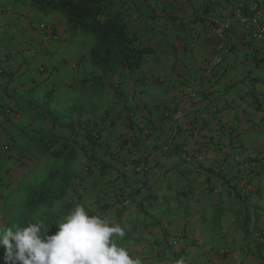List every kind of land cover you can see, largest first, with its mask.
<instances>
[{"label":"crops","instance_id":"1","mask_svg":"<svg viewBox=\"0 0 264 264\" xmlns=\"http://www.w3.org/2000/svg\"><path fill=\"white\" fill-rule=\"evenodd\" d=\"M246 1L264 6L125 0L127 21L153 53L138 72L121 71L94 92L84 81L92 36L32 0H0V59L38 53L0 75V229L22 225L30 191L47 176L31 142L44 131L68 138L77 159L67 197L43 222L62 221L79 204L120 224L118 245L141 264H264V43L234 23L222 39L230 54L203 79L220 39L213 19ZM79 104L84 115L62 120L74 130L45 121L49 108ZM91 154L101 171L88 170ZM244 162L256 165L252 180ZM4 256L0 247V264Z\"/></svg>","mask_w":264,"mask_h":264},{"label":"trees","instance_id":"2","mask_svg":"<svg viewBox=\"0 0 264 264\" xmlns=\"http://www.w3.org/2000/svg\"><path fill=\"white\" fill-rule=\"evenodd\" d=\"M125 0H32L31 7L44 14L55 13L64 16L67 26L73 33L92 36L94 44L90 52L92 76L84 81L91 82L94 92L103 87L104 80L113 78L121 71L138 72L144 66L153 50L144 46L136 30L130 26L124 13ZM92 104V103H90ZM87 106L73 105L61 109H48L44 118L52 130L70 128L62 120L76 115H84ZM75 136V134H74ZM31 142L35 146V155L49 162L46 178L34 187L26 200L24 224L37 223L48 217L40 218V214L48 213L64 201L74 184L73 164L77 159L76 150L71 147L70 140L63 136L46 133L34 134ZM91 171H99L103 165L97 163L95 157L88 155ZM246 179L252 180L257 169L246 171L242 169ZM80 182L83 177L79 178ZM55 217V216H54ZM54 222H44L54 233ZM53 223V224H52Z\"/></svg>","mask_w":264,"mask_h":264},{"label":"clouds","instance_id":"3","mask_svg":"<svg viewBox=\"0 0 264 264\" xmlns=\"http://www.w3.org/2000/svg\"><path fill=\"white\" fill-rule=\"evenodd\" d=\"M54 223L58 231L53 235L43 221L0 229L5 264H141L117 243L125 237L124 228L82 205Z\"/></svg>","mask_w":264,"mask_h":264},{"label":"built area","instance_id":"4","mask_svg":"<svg viewBox=\"0 0 264 264\" xmlns=\"http://www.w3.org/2000/svg\"><path fill=\"white\" fill-rule=\"evenodd\" d=\"M236 22L247 31L254 41L264 43V6L255 1L240 3L233 15L226 17L222 21H215L213 19L217 38L220 39L216 42L214 55L207 62L203 79L209 80L230 54V47L222 39L226 33L232 30ZM41 28V33L44 34L46 29ZM37 57L38 53L33 50H20L7 53L0 59V75L10 76L20 62L27 64ZM241 166L246 171L256 169V165L253 162H244ZM1 173L2 167L0 166Z\"/></svg>","mask_w":264,"mask_h":264},{"label":"rangeland","instance_id":"5","mask_svg":"<svg viewBox=\"0 0 264 264\" xmlns=\"http://www.w3.org/2000/svg\"><path fill=\"white\" fill-rule=\"evenodd\" d=\"M49 163V162H48ZM47 163V164H48ZM51 212L49 211L48 213H44V215L43 214H40V218H43V217H48V215L50 214Z\"/></svg>","mask_w":264,"mask_h":264}]
</instances>
